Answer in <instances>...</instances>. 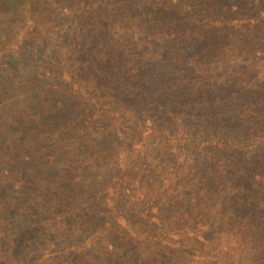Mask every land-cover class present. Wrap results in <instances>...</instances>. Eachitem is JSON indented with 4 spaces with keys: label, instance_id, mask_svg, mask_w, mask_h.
<instances>
[{
    "label": "trees",
    "instance_id": "1",
    "mask_svg": "<svg viewBox=\"0 0 264 264\" xmlns=\"http://www.w3.org/2000/svg\"><path fill=\"white\" fill-rule=\"evenodd\" d=\"M159 6L166 15L147 13L142 19H124L122 10L109 14L104 6L90 9L113 34L108 53L119 70L100 52L104 41L84 44L86 37L74 28L72 41L84 48L73 56L79 62L69 86L56 65L46 64L38 95L30 89L22 96L27 99L0 100L6 116L16 110L8 142L22 127L26 137L33 127H47L46 138L24 140L31 147L18 153L17 163L5 159L17 152L15 139L6 145L8 154H0V210L4 205L17 213L15 219H0V264H83L82 255L86 262L111 264L101 251L117 247L125 248L128 264H264V143H257L264 139V122L247 129L249 120L229 131L211 111L192 115L190 123L183 120L197 98H218L224 81L236 85L225 107L235 104L239 115L249 117L253 105L243 111L238 94L242 72L236 64L228 70V43L234 41L235 50L245 47L240 25L227 28V0H195L192 8L185 0H164ZM7 8L0 3V21H7ZM189 10L194 16L186 18ZM87 19L78 17L75 26ZM125 30L131 38L126 46L115 37ZM29 44L34 55L38 41ZM263 57L264 49L250 53L248 71L254 76ZM7 68L1 70L0 94L9 88L1 83ZM67 97L73 104L64 103ZM45 102L55 106L54 113L36 111ZM25 106L40 114L28 115ZM73 108L82 116L66 114ZM61 126L84 130L80 151L68 144ZM112 146L119 161H108L113 153L105 149ZM102 150L104 163L98 159ZM33 152L47 156L35 161ZM96 168L111 174L100 178ZM48 169L52 179L35 180V172ZM20 174L32 177V184L14 177ZM39 216L44 225L38 228L33 218ZM84 236L96 240L84 246Z\"/></svg>",
    "mask_w": 264,
    "mask_h": 264
},
{
    "label": "rangeland",
    "instance_id": "2",
    "mask_svg": "<svg viewBox=\"0 0 264 264\" xmlns=\"http://www.w3.org/2000/svg\"><path fill=\"white\" fill-rule=\"evenodd\" d=\"M164 0H7L1 1L0 3H8V18L7 21L3 19L0 21V74L3 67H7L4 69L5 76L2 78V84L4 81V85H8L9 88L5 93L0 94L1 101H9L10 103L16 102L19 100L27 99L28 97H22L26 95V90L35 91V95L40 93V84L46 81L44 76L42 75V68L46 64H54L59 69V76L64 79L65 85L69 86L71 83V74L73 73L72 67L77 65L79 62L78 59H74L73 56H77L80 52L83 51L84 44H98L104 41L100 52H104L103 56L106 60H109L113 63L114 71L119 70L116 67L119 65L116 63L115 58L111 57L108 51L111 50V43L113 34L109 32V30L104 27L101 23L97 21L96 12L91 14L90 9H98L101 6L106 7L109 14H121L122 10L124 14V19L129 17H136L139 19L145 18L147 13H151L154 15H166V11L164 7L159 6V3ZM173 4L178 0H172ZM79 2V3H78ZM195 4V0H185V5L188 7L193 6ZM227 18L226 25L227 28L233 30L232 25L234 23H239V36L242 41H244V46H238L236 48V43L234 41H230L228 43V56H229V68L231 70V66L235 65L242 72V76L240 77L241 84L239 86L238 94L241 97L240 103L243 107V111L248 109V106H252L251 112H247L249 117H243L238 114V110L235 108V104L230 107H225L228 103V100L231 98L229 92L231 89L236 87L234 82H226L222 83V91L218 98H214L211 96H201L194 101L193 105H190L186 108L183 120L190 123L193 121L192 115H196L200 117L204 115L207 111H211L214 115V118L220 120V127L222 128V124L228 127L229 131L232 130L234 125H244L250 120V123L246 126L247 129L252 128L254 124L256 125L260 122H264V57L259 59L258 62V70L260 69V74L254 76L251 72L248 71V67L250 66V53L256 48L264 49V0H227ZM191 10L185 13V17H193ZM78 17H88L84 26L79 24L75 26V23L78 21ZM237 19V20H235ZM41 28H39V23ZM112 23L120 24L119 21L113 20ZM74 28H80L79 37L82 39L83 36L86 37V42L84 44L82 42H73V33L72 30ZM45 30H55L56 32H52V36L46 33ZM37 31L36 35L34 32ZM51 33V31H49ZM126 33V34H125ZM125 33H119L115 35L118 42L123 43L125 46L131 40L129 37L130 34L125 30ZM26 35V37H25ZM29 35V36H28ZM59 35V37L52 39L53 36ZM34 36V37H30ZM108 36V39L105 40L104 37ZM28 37V44L26 42V38ZM30 37V38H29ZM50 39H52L50 41ZM38 41L37 51L34 55H30L28 52L29 43ZM95 46V47H97ZM241 49V50H239ZM61 50V54H57V51ZM239 52L237 53L236 51ZM2 53V56H1ZM50 53V54H49ZM19 55V57H15L14 55ZM101 54V53H100ZM235 55H237L235 57ZM130 60V58H128ZM89 64L91 63L90 69H92V59L88 60ZM31 66V70L27 71L26 65ZM95 67L98 70H101L100 66L95 63ZM245 67V70H244ZM34 70V71H33ZM246 71V72H245ZM229 73V71H228ZM163 77H160L161 80ZM221 83V82H220ZM1 88V87H0ZM3 88V87H2ZM133 92L137 93L136 96L140 94L138 90H133ZM25 93V94H23ZM74 99L66 98L65 104H73ZM181 101L185 100V97H180ZM126 103H134L131 97H126L124 99ZM0 105L2 106L1 102ZM55 106L53 107L45 102L43 107L36 111H40L42 113H54ZM27 114L32 113V116H36L40 113H35L34 111H28L27 106ZM254 112L252 113V111ZM16 110L9 111V115H5L4 109L0 110V154H8V150L6 151V145L9 143H13L12 140L15 139L14 144L16 146L17 152L11 153L6 156V161L10 164H15L18 162V153L26 151L31 146H29L25 141L27 139L32 140H42L46 138L44 131H47V127L44 124H40L39 128L33 127L28 131V137L25 136L27 132H24V128L15 130L18 132L16 136L12 137L8 142L7 139L13 136V133H9V123H13L16 125L18 121L14 119V117H10V115H14ZM66 114L75 115L77 117H81V111L77 108H73L72 112L67 111ZM50 116V115H49ZM47 116V119H49ZM213 119V118H212ZM50 121V120H49ZM254 122V123H252ZM255 125V126H256ZM31 126V125H29ZM64 131L63 137H66V140L69 142L68 144L72 146V149H77L78 146L85 139V136L82 135L84 130L82 128L77 127H64L61 126ZM60 136V133L58 134ZM3 137L5 140H3ZM260 141L257 143H264L263 137H259ZM25 140V141H24ZM114 141V140H113ZM8 142V143H5ZM28 142V141H27ZM109 146L113 145V143H108ZM8 149V147H7ZM80 151V150H78ZM105 151H112L113 155L108 158V161L114 162L113 159L119 161L118 154L116 152V148L114 146L105 149ZM83 155H86V152H81ZM101 151L98 159L101 163H104L105 153ZM33 152L32 157L35 161L40 159H45L47 155L38 156ZM97 175L95 176H108L111 173L102 172V170L96 168ZM35 180L39 176H45L49 179L53 178L54 172L52 174L51 170H45L44 172H35ZM15 178H18L23 183L32 184V177H28L24 174L14 175ZM42 197V196H41ZM40 204L45 203L44 199L40 198L38 201ZM8 209L2 206V210H0V219L4 222L7 218L15 219L16 214L14 212L7 211ZM26 210V209H24ZM43 213V210L42 212ZM33 221L35 224H38L39 227H43L44 221L42 218L34 217ZM7 224L9 221H6ZM63 227L66 228L65 223H63ZM109 237L116 241L117 236L109 235ZM96 240V238H89L84 236L81 239V242L84 246H90ZM1 246V245H0ZM63 246V244H62ZM125 248H116L113 252H107L106 250H102L101 253L108 258L111 264H128L125 260L126 257L123 256L122 252ZM55 253V251H54ZM79 260L83 264H93L94 262H86L85 255L79 257ZM95 264V263H94Z\"/></svg>",
    "mask_w": 264,
    "mask_h": 264
}]
</instances>
